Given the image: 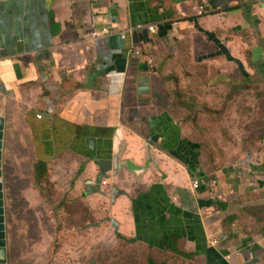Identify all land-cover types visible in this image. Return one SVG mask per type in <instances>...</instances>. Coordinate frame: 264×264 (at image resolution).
I'll use <instances>...</instances> for the list:
<instances>
[{"label":"crops","instance_id":"obj_1","mask_svg":"<svg viewBox=\"0 0 264 264\" xmlns=\"http://www.w3.org/2000/svg\"><path fill=\"white\" fill-rule=\"evenodd\" d=\"M205 61L264 80V0H0L6 227L82 201L121 236L196 264H264V226L239 221L258 207L244 209L264 188V148L210 161L184 141L197 126L170 94L181 64Z\"/></svg>","mask_w":264,"mask_h":264},{"label":"rangeland","instance_id":"obj_2","mask_svg":"<svg viewBox=\"0 0 264 264\" xmlns=\"http://www.w3.org/2000/svg\"><path fill=\"white\" fill-rule=\"evenodd\" d=\"M229 66L212 67L209 61L183 63L184 88L170 93L174 104L184 107V114L187 110V118H193L191 123L197 126L185 130L184 141H194L210 161L219 157L222 166L258 159L264 148V80L256 75L243 77L238 67ZM8 193L4 214L11 218L16 213L6 205ZM81 202L49 204L50 210H43V222L36 226L10 221L6 227L7 264H147L149 260L153 264H196L169 249L118 237L107 216ZM252 206L258 207L239 217L246 231L264 226V188L249 198L244 209Z\"/></svg>","mask_w":264,"mask_h":264},{"label":"water","instance_id":"obj_3","mask_svg":"<svg viewBox=\"0 0 264 264\" xmlns=\"http://www.w3.org/2000/svg\"><path fill=\"white\" fill-rule=\"evenodd\" d=\"M4 131V120L0 118V264H7V250L5 241V214H4V192L2 179V139Z\"/></svg>","mask_w":264,"mask_h":264},{"label":"built area","instance_id":"obj_4","mask_svg":"<svg viewBox=\"0 0 264 264\" xmlns=\"http://www.w3.org/2000/svg\"><path fill=\"white\" fill-rule=\"evenodd\" d=\"M193 9L195 10V12H196L198 15H203V14L207 13V11L203 8L202 5H198V4H196V5L193 6ZM141 26H142L141 24H137V25H136V27H141ZM147 28H148L149 30H152V29H153V26H148ZM120 37H124V33H121V34H120ZM133 54H134L135 56H138V55H140V51H139V50H134ZM149 61H151V60H149ZM195 188H197V186H195Z\"/></svg>","mask_w":264,"mask_h":264},{"label":"trees","instance_id":"obj_5","mask_svg":"<svg viewBox=\"0 0 264 264\" xmlns=\"http://www.w3.org/2000/svg\"><path fill=\"white\" fill-rule=\"evenodd\" d=\"M237 62V67H238V69H239V72L241 73V75L243 76V77H245V76H250L248 73H246L244 70H243V65H242V63L241 62H239V61H236ZM4 166H5V163H4ZM4 184H6V180L4 179ZM7 219H9V218H7ZM122 237V238H125V237H123V236H121L120 234H118V237ZM127 241H136V240H133L132 238L131 239H127ZM173 241H174V238H173ZM176 254H178V252H177V250L176 249H173V248H171ZM7 258H8V261H9V255H8V253H7ZM7 261V262H8ZM147 264H153V262L151 261V260H149L148 262H147Z\"/></svg>","mask_w":264,"mask_h":264},{"label":"clouds","instance_id":"obj_6","mask_svg":"<svg viewBox=\"0 0 264 264\" xmlns=\"http://www.w3.org/2000/svg\"><path fill=\"white\" fill-rule=\"evenodd\" d=\"M196 4H198V5H202L203 8L207 11V13H209V11L204 7V5L202 4L201 1L195 2V3L193 4V6L196 5ZM193 6H192V9H193ZM193 11L195 12L194 9H193ZM207 13H205V14H207ZM195 14H196L197 16H202V15H198L196 12H195ZM203 15H204V14H203ZM149 60H150V59H149ZM148 62H150V61H148Z\"/></svg>","mask_w":264,"mask_h":264}]
</instances>
